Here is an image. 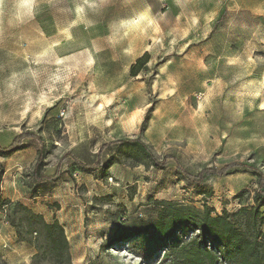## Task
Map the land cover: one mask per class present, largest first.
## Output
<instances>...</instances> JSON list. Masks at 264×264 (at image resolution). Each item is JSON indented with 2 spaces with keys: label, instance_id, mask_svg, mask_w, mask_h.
I'll return each instance as SVG.
<instances>
[{
  "label": "rangeland",
  "instance_id": "rangeland-1",
  "mask_svg": "<svg viewBox=\"0 0 264 264\" xmlns=\"http://www.w3.org/2000/svg\"><path fill=\"white\" fill-rule=\"evenodd\" d=\"M24 133L42 138V174L59 179L34 178L36 139L35 161L0 156L34 162L0 212V264L37 253L11 224L28 218L18 203L64 227L70 264H186L198 248L217 252L193 227L161 239L152 226L172 206L216 215L255 205L264 0H0V149ZM128 139L169 157L165 169L122 148ZM207 168L227 169L202 184L184 175Z\"/></svg>",
  "mask_w": 264,
  "mask_h": 264
},
{
  "label": "trees",
  "instance_id": "trees-1",
  "mask_svg": "<svg viewBox=\"0 0 264 264\" xmlns=\"http://www.w3.org/2000/svg\"><path fill=\"white\" fill-rule=\"evenodd\" d=\"M144 60L140 59L139 63ZM137 67L134 68L136 75ZM36 139L41 148L38 152L37 161L33 170V176L38 182L57 181V175L52 177L42 174V169L45 166L46 152L43 140L41 137L32 134L24 133L18 135L12 144L0 149L3 154L11 155L19 150L25 149L23 141L25 139ZM123 148H136L142 154H145L152 160V166L156 169H165L166 162L169 157L163 160H158L149 147L140 139H128L120 142ZM100 165L98 166L99 169ZM87 171L90 167H83ZM227 168L222 170L204 169L197 175H184L189 182L194 184H202L210 177H222L225 175ZM258 177L257 191L253 198V207H242L235 213H229L223 210L221 214L214 215L215 210L204 205V211L191 210L186 206H172L166 209L152 226L159 234L161 239H174L178 231H186L193 227L192 230L201 232L202 237H206L213 242L216 248L215 252L212 248L205 247L203 250L199 248L192 254V258L187 259L186 264H264V216L260 212L259 203H264V173L254 170ZM2 174H0L1 176ZM10 201L4 200L0 196V212H6ZM16 208L26 212L28 218L26 223L22 220L16 224L14 219H11V224L17 230L22 241L28 242L37 249L36 255L33 256V264H64L71 263L70 244L67 240L65 229L58 221L48 223L40 214H36L33 210L18 203ZM15 213V212H14ZM167 213V214H166ZM245 222V228L240 226V219ZM28 228V235L33 238H24V230ZM195 228V229H194ZM211 243V242H210ZM180 243H177L178 246ZM219 244V245H218ZM218 245V246H217ZM175 246V247H176ZM219 246H223V251L219 253Z\"/></svg>",
  "mask_w": 264,
  "mask_h": 264
},
{
  "label": "crops",
  "instance_id": "crops-1",
  "mask_svg": "<svg viewBox=\"0 0 264 264\" xmlns=\"http://www.w3.org/2000/svg\"><path fill=\"white\" fill-rule=\"evenodd\" d=\"M14 140V139H13ZM32 139H25L23 141V145H25V150H19L13 154H11L10 156H16V157H21L22 155H25L26 153L30 152V155H34V159L33 161H35V144L33 142H31ZM13 142V141H12ZM12 143H10L11 145ZM8 145V147L10 146ZM2 148V147H1ZM4 155L3 153L0 152V156ZM5 156H8L7 154H5ZM8 162H0V168H1V173L3 172V174L1 175V183H0V196L7 200H11V201H15V199L19 200L20 198V194L18 193V190L20 191V185H19V178L20 176V172L22 170H24V168H26L27 166H29L30 164H34V162H9L10 160H8L7 158H5V161ZM9 182H13L12 184H18L15 189L11 188L10 192H7V190L9 191L8 186L6 185V183ZM8 188V189H7ZM1 214V213H0ZM1 220L2 223L4 224L6 223L5 219L3 218V215H1ZM14 233L12 234V239Z\"/></svg>",
  "mask_w": 264,
  "mask_h": 264
}]
</instances>
